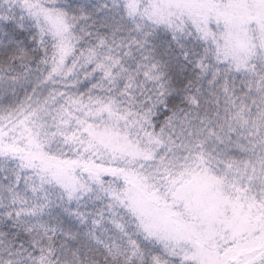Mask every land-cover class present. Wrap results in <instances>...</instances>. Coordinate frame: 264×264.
I'll use <instances>...</instances> for the list:
<instances>
[{
  "label": "snow or ice",
  "instance_id": "obj_1",
  "mask_svg": "<svg viewBox=\"0 0 264 264\" xmlns=\"http://www.w3.org/2000/svg\"><path fill=\"white\" fill-rule=\"evenodd\" d=\"M0 264H264V0H0Z\"/></svg>",
  "mask_w": 264,
  "mask_h": 264
}]
</instances>
